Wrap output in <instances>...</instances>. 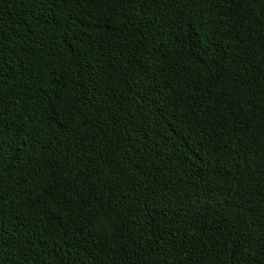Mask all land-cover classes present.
<instances>
[{
  "label": "trees",
  "instance_id": "16d2710c",
  "mask_svg": "<svg viewBox=\"0 0 264 264\" xmlns=\"http://www.w3.org/2000/svg\"><path fill=\"white\" fill-rule=\"evenodd\" d=\"M0 264H264V0H0Z\"/></svg>",
  "mask_w": 264,
  "mask_h": 264
}]
</instances>
